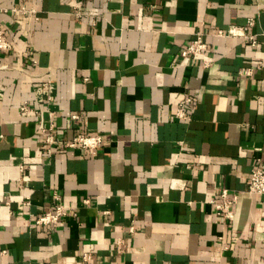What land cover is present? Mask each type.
I'll list each match as a JSON object with an SVG mask.
<instances>
[{"label": "crops", "instance_id": "0c3cea01", "mask_svg": "<svg viewBox=\"0 0 264 264\" xmlns=\"http://www.w3.org/2000/svg\"><path fill=\"white\" fill-rule=\"evenodd\" d=\"M73 4L0 0V264H264V194L246 191L264 169V0ZM248 18L255 45L215 34ZM197 31L209 67L182 55ZM80 132L104 141L67 147ZM56 201L75 214L37 224Z\"/></svg>", "mask_w": 264, "mask_h": 264}, {"label": "built area", "instance_id": "2783aa9c", "mask_svg": "<svg viewBox=\"0 0 264 264\" xmlns=\"http://www.w3.org/2000/svg\"><path fill=\"white\" fill-rule=\"evenodd\" d=\"M82 0H73V14L76 18H81L84 13L81 10L80 3ZM13 12L21 11L23 13L33 14L34 10H27L23 5L20 7L12 8ZM254 25V20L248 18L246 24L240 28L235 26H229L226 29H217L215 34L217 36H242L248 40L251 44L255 45L257 42L256 36L252 34H247V29ZM13 48V44L6 37L5 31L0 29V53L10 51ZM27 53V52H25ZM183 56H188L193 60L200 61L204 67H209L214 58L208 53V44L204 39L203 31H197L193 35L192 39L189 40L187 46L182 50ZM5 64H0V69L6 68ZM191 101L190 97L185 96L178 105L176 109L175 116L180 119H189L190 115L184 109V105ZM32 109L24 102L20 106V112L26 113L31 112ZM78 115H72V118L78 119ZM45 132V130H43ZM44 143H50L53 140L51 134H47ZM104 141V138L99 134H89L80 132L77 133L71 140L66 142L67 147H76L83 150L95 151ZM51 153L50 150L47 151ZM246 191L256 194H264V169L260 166L254 167L246 181ZM220 201L214 203L215 213L219 216H222L226 220H232L234 216V204L237 200L236 193L229 195V192L226 188L220 190L219 193ZM8 195H0V199H7ZM54 199L58 200L57 195L54 196ZM27 202L28 198H27ZM70 214H75L74 212H69L67 208L62 206L59 202H55L50 210L44 211L42 214L35 218V222L40 225L48 226L50 228H55L63 224V220L66 216ZM132 227L130 228V230ZM89 256L84 254L83 259H88Z\"/></svg>", "mask_w": 264, "mask_h": 264}]
</instances>
